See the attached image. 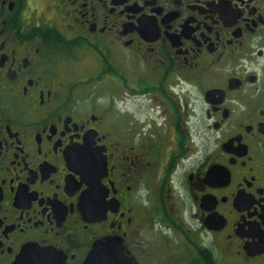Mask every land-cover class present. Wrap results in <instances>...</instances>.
Wrapping results in <instances>:
<instances>
[{
	"label": "flooded vegetation",
	"instance_id": "1",
	"mask_svg": "<svg viewBox=\"0 0 264 264\" xmlns=\"http://www.w3.org/2000/svg\"><path fill=\"white\" fill-rule=\"evenodd\" d=\"M264 264V0H0V264Z\"/></svg>",
	"mask_w": 264,
	"mask_h": 264
},
{
	"label": "water",
	"instance_id": "2",
	"mask_svg": "<svg viewBox=\"0 0 264 264\" xmlns=\"http://www.w3.org/2000/svg\"><path fill=\"white\" fill-rule=\"evenodd\" d=\"M57 253L47 249L28 248L22 251L18 262H56ZM84 264H128L119 241L105 240L93 244Z\"/></svg>",
	"mask_w": 264,
	"mask_h": 264
}]
</instances>
